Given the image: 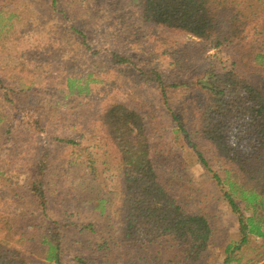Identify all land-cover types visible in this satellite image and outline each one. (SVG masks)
Wrapping results in <instances>:
<instances>
[{
    "label": "rangeland",
    "instance_id": "obj_1",
    "mask_svg": "<svg viewBox=\"0 0 264 264\" xmlns=\"http://www.w3.org/2000/svg\"><path fill=\"white\" fill-rule=\"evenodd\" d=\"M132 3H6L19 18L12 22L6 15L0 18V29H10L0 37V117L8 114L0 125V171L4 174L0 178V243H6L9 256L22 264H56L42 256L48 251L43 242L46 231L60 233V264H125L129 260L122 256L117 231L124 225L121 159L110 137L97 127L98 115L118 103L144 116L155 168L183 210L209 219L213 236L207 264H223L226 247L240 239L237 216L214 178L222 180L230 163L198 135L201 98L185 85H195L207 72L234 70L264 92V64L253 61L264 52V31L259 36L258 27L254 28L262 18L264 30V0H229L226 7L232 11L222 16L224 32L207 41L146 21L141 8ZM250 4L256 9L255 20L242 30L239 16ZM232 12L236 19H231ZM234 28L239 32L223 42V34ZM113 54L116 59L129 57L138 69H157L167 83L180 87L169 90L165 102L154 85H144L138 72L115 64ZM67 78L85 79L91 89L88 97L68 96ZM16 116L21 120L16 121ZM56 139L75 144L64 145ZM39 148L51 154L43 171H39L44 163ZM40 181L46 186L45 209L31 192V186ZM93 193L108 200L106 213H93L83 202ZM53 222L63 228L54 232ZM261 244L262 239L252 237L236 253L241 263L233 264L257 260L256 253H263L258 250ZM108 252L111 256H104Z\"/></svg>",
    "mask_w": 264,
    "mask_h": 264
},
{
    "label": "trees",
    "instance_id": "obj_2",
    "mask_svg": "<svg viewBox=\"0 0 264 264\" xmlns=\"http://www.w3.org/2000/svg\"><path fill=\"white\" fill-rule=\"evenodd\" d=\"M8 1L0 0V18L6 15L8 21L12 22L19 15L6 7ZM228 1L131 0L141 8L146 21L205 41L224 32L222 16L231 10L226 7ZM255 13L253 5L244 7L238 20L242 30L255 20ZM236 18L232 12L231 19ZM261 22L262 18L254 27H258L259 36L264 31ZM73 30L84 35L82 31ZM9 31L1 28L0 37L7 36ZM235 31L239 32V29L234 28L225 36L223 34L222 41H231ZM115 55V64L138 72L144 77V81L141 80L144 85H154L165 102L168 101V91L180 87L167 83L157 69H138L129 57L117 56V60ZM253 61L263 65L264 52L256 54ZM92 76V73L88 74L89 78ZM81 82L86 84L80 85ZM66 84L68 96L74 99L87 98L91 93L83 78H67ZM185 86L196 90L201 98L198 135L212 144L216 153L230 163L222 180L217 175L214 178L223 187L224 196L237 216L240 239L226 247L223 264L241 263L236 253L252 237L262 239L258 250L261 249L263 253L257 252V260L251 259L247 264H264V92L239 77L234 70L225 74L207 72L195 81V85ZM6 116L8 114L0 117V125H3ZM19 120L21 117L16 116V121ZM36 124L39 125V122ZM97 127L110 137L121 159L124 225L117 231L119 245L123 244L122 256L129 257L125 264H207L205 256L211 245L212 225L204 215L185 212L174 191L160 179L152 159L144 116L126 103L112 104L98 115ZM11 130L15 128L11 126ZM7 132L8 129H4V134ZM56 141L64 145L75 144L69 139ZM38 150L44 162L39 171H43L51 154L50 150L44 148ZM3 176L0 171V178ZM31 192L39 199L42 208L45 207V184L40 181L38 186L32 185ZM83 202L93 213L104 214L108 211L109 202L100 193L85 197ZM52 225L58 228L54 232L63 228L56 222ZM43 242L48 246L43 258L60 264L63 243L60 233L46 231ZM5 246L6 243H0V264H22L16 257L9 256L10 250ZM253 250L257 251L256 248ZM108 254L111 256L110 252L104 256Z\"/></svg>",
    "mask_w": 264,
    "mask_h": 264
}]
</instances>
